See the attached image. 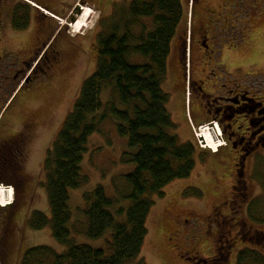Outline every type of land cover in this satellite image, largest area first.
<instances>
[{
	"label": "trees",
	"instance_id": "trees-1",
	"mask_svg": "<svg viewBox=\"0 0 264 264\" xmlns=\"http://www.w3.org/2000/svg\"><path fill=\"white\" fill-rule=\"evenodd\" d=\"M182 19L181 0H132L118 20L101 22L92 47L95 71L81 84L43 163L49 217L36 212L30 222L33 230L49 229L65 250L32 248L19 264H129L139 258L154 199H162L171 183L188 179L196 164L195 146L181 143L175 135L177 127L167 109L169 96L162 90L171 44ZM132 55L147 61L130 64ZM104 91L112 96L106 103L101 99ZM107 119L115 121L117 135L127 140L129 150L122 154L121 163L135 168L113 182L116 197L106 196L101 186L83 195L85 237L96 241L111 231L102 250L71 239L75 231L69 192L87 182L81 164L88 139ZM253 177L262 193L249 202L246 214L252 225H263V160ZM121 183L128 193L120 191ZM257 238V233L247 238L235 264H264V243Z\"/></svg>",
	"mask_w": 264,
	"mask_h": 264
},
{
	"label": "rangeland",
	"instance_id": "rangeland-1",
	"mask_svg": "<svg viewBox=\"0 0 264 264\" xmlns=\"http://www.w3.org/2000/svg\"><path fill=\"white\" fill-rule=\"evenodd\" d=\"M54 1V7L58 10L56 15L60 16V19L49 21L54 33L60 27L65 30L68 25V35L64 38L66 44L59 47L65 58L66 70L56 75L51 86H44L41 83L39 87L32 89L26 87L10 103L12 109L6 115L11 129L20 123L32 121L38 130L30 145L31 155L27 170L33 175V180L36 179L39 184L43 179L46 153L55 140L62 121L71 110L81 84L95 71L92 47L101 30V22L118 20L121 11L125 10L132 0H81L80 3L79 0ZM181 5L183 19L171 44L167 76L162 90L169 96L167 109L177 127L175 135L181 143H191L195 146L196 164L188 179L171 183L163 190L162 199H154V206L146 222L148 233L140 256L129 264H136L139 260H143L145 264H211L216 258H218L217 264H235L236 255L247 246L248 237L257 233L258 241L264 243V234L260 235L264 233V224L252 225L247 218V207L245 209L244 205L245 203L248 206L249 202L260 196L262 188L259 182L254 180L253 172L251 182L247 181L250 187L246 200H242L243 193L232 198L234 159L232 161L229 154H222V157L228 156L223 159L208 150H201L194 142L187 123L189 109L184 100L178 65L179 37H185V32L187 34V23L190 18L187 0H181ZM69 6L70 14H67ZM257 6L259 13L256 16L245 18L236 24L243 32L237 36L239 41L231 39V43L225 45L228 51L222 57L226 59L229 68L240 66L242 72L255 75L257 84L264 88V0H258ZM85 9L91 10V13H88L84 26L79 29L76 23L80 24L78 22L84 15ZM63 16L65 18H61ZM37 26L38 23L32 27L33 33L36 32ZM20 43L21 48H25L21 40ZM193 43L195 46V40ZM146 61L138 55L128 57L130 64H144ZM9 92L5 93L4 104L9 100ZM110 96L104 91L101 96L103 103H106L108 98L112 99ZM187 100L188 96H186ZM98 128V131L88 139L87 153L81 164V175L87 179V182L79 189L69 192V207L73 215L71 225L74 226L75 232L71 233V239L74 243L105 250L111 231H107L96 241L89 240L82 233L86 225V222L85 225L82 222L84 216L81 211L85 207L83 195L101 186L106 196L116 197L113 182L133 172L135 166L121 163L122 154L129 149L127 140L117 135L115 121L107 119ZM205 133L201 136L207 140ZM196 134L198 136L200 133L196 131ZM120 185H122L120 191L128 193V187L123 186L122 183ZM193 190L197 191V194ZM239 192H242L241 188ZM37 194L35 207L48 214L45 190L39 188V185ZM10 195V188L1 187L0 205L7 204L11 199ZM225 202L230 205L239 203L243 205V209L228 210L222 205ZM217 208L220 210L216 211ZM219 235L222 237L218 240ZM27 239V245L45 244L55 252L65 250L55 242L49 229L36 233L28 231ZM0 257L2 258L0 264H16L17 255L14 249L7 252L4 263L3 255L0 254Z\"/></svg>",
	"mask_w": 264,
	"mask_h": 264
},
{
	"label": "flooded vegetation",
	"instance_id": "flooded-vegetation-1",
	"mask_svg": "<svg viewBox=\"0 0 264 264\" xmlns=\"http://www.w3.org/2000/svg\"><path fill=\"white\" fill-rule=\"evenodd\" d=\"M54 3V0H0V188L12 190L8 203L0 205L3 263L12 249L19 264L28 250L46 246L27 245L28 231L47 229L36 231L30 227L33 214L42 212L35 207L38 185L45 190L44 171L39 184L27 170L30 145L38 130L32 121L15 125L12 130L6 115L12 109L10 103L26 87L32 89L41 83L51 86L56 75L66 70L59 47L66 44L68 27L65 30L60 27L54 33L50 25L51 15L58 13ZM187 3L188 30L185 37H179L178 46L185 102L188 96L187 123L190 129L203 124L210 128L217 125L224 145L215 155L224 159L228 157H222L225 153L234 159L231 195L233 198L243 193L242 200H246L251 175L264 159V88L257 84L255 75L242 72L240 66L229 68L222 56L228 51L225 45L231 39L236 41L243 32L236 24L259 13L258 0H187ZM37 23L39 26L33 33L32 27ZM20 40L25 48H21ZM7 92L9 100L4 104ZM238 204L222 203L228 210L243 209ZM220 237L217 236L218 240ZM217 261L218 258L211 264Z\"/></svg>",
	"mask_w": 264,
	"mask_h": 264
},
{
	"label": "bare ground",
	"instance_id": "bare-ground-1",
	"mask_svg": "<svg viewBox=\"0 0 264 264\" xmlns=\"http://www.w3.org/2000/svg\"><path fill=\"white\" fill-rule=\"evenodd\" d=\"M90 11H91V10H90ZM90 11H89L88 9H85V11H84V15L81 17V20L78 22V23H80V24H77V23H76V25L78 26L79 29H81V28L84 26L83 23L85 22V18L89 15L88 13H91ZM89 18H90V17H89ZM86 21H87V20H86ZM77 26H76V27H77ZM202 133H205V132L202 131ZM205 134H207V133H205ZM205 136L208 137L207 135H205ZM209 137H210V141L213 142V143L215 144V143H216V142H215V139H212L210 135H209ZM203 138H204V137H203ZM204 139H205V138H204ZM205 140H206V139H205ZM207 140H208V139H207ZM210 141H208V143H209ZM210 145H211V144H210Z\"/></svg>",
	"mask_w": 264,
	"mask_h": 264
},
{
	"label": "built area",
	"instance_id": "built-area-1",
	"mask_svg": "<svg viewBox=\"0 0 264 264\" xmlns=\"http://www.w3.org/2000/svg\"><path fill=\"white\" fill-rule=\"evenodd\" d=\"M207 135V134H206ZM208 136V140H205L204 138H200V136H198L197 137V140H198V143H199V146L201 147V148H205V147H210V143L211 142H209L208 143V141H210V137H209V135H207ZM203 137V136H202Z\"/></svg>",
	"mask_w": 264,
	"mask_h": 264
},
{
	"label": "crops",
	"instance_id": "crops-1",
	"mask_svg": "<svg viewBox=\"0 0 264 264\" xmlns=\"http://www.w3.org/2000/svg\"><path fill=\"white\" fill-rule=\"evenodd\" d=\"M67 1H68V2H71L72 0H64V2H67ZM62 4H63V2H62ZM63 9H64V8H63ZM66 13H67V14H70V6H69L68 11H66ZM66 13H65V14H66ZM55 15H56V14H55ZM56 16L60 17L59 15H56Z\"/></svg>",
	"mask_w": 264,
	"mask_h": 264
}]
</instances>
